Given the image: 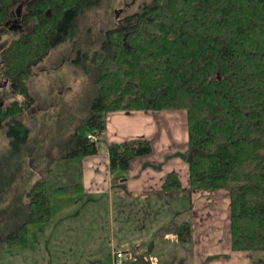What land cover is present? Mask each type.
Instances as JSON below:
<instances>
[{"label":"trees","instance_id":"16d2710c","mask_svg":"<svg viewBox=\"0 0 264 264\" xmlns=\"http://www.w3.org/2000/svg\"><path fill=\"white\" fill-rule=\"evenodd\" d=\"M20 1L0 0V79L22 95L0 106V124L11 136L0 157V199L22 169L34 67L76 35L78 16L101 0H31L21 19L25 28L10 29ZM101 42L82 66L95 88L87 134L99 138L110 111L184 109L189 137L181 158L190 189L226 188L232 249L264 251V0H151L120 16ZM87 134L70 137L66 157L97 153ZM151 145L142 137L109 145L110 174L149 154ZM78 185L55 190L75 193ZM180 187L177 172H168L162 189ZM28 197L25 219L0 238L2 248L27 246L30 224L50 220L45 179L33 184ZM179 233L189 242L188 224Z\"/></svg>","mask_w":264,"mask_h":264},{"label":"crops","instance_id":"0c3cea01","mask_svg":"<svg viewBox=\"0 0 264 264\" xmlns=\"http://www.w3.org/2000/svg\"><path fill=\"white\" fill-rule=\"evenodd\" d=\"M105 115V130L97 138L102 146L96 154L76 157L75 183L65 184L79 183L72 194L78 198L66 204L73 212L59 213L78 216L84 206L95 205L98 212L103 207L104 219L98 215L97 223L109 224L110 250L104 259L92 250L87 264H118L114 253L119 250L132 253L129 262L119 264H264L263 250L232 249L229 191L190 189L188 166L181 158L189 137L184 109L116 110ZM136 137L149 138L151 152L110 174L107 147ZM168 172H177L179 189H162ZM65 185L54 192L61 193L55 189ZM183 224H188L187 243L179 239Z\"/></svg>","mask_w":264,"mask_h":264},{"label":"rangeland","instance_id":"374dc122","mask_svg":"<svg viewBox=\"0 0 264 264\" xmlns=\"http://www.w3.org/2000/svg\"><path fill=\"white\" fill-rule=\"evenodd\" d=\"M150 1L101 0L78 16L76 35L52 47L46 58L34 67L35 73L28 80L34 103L24 117L30 134L23 147L22 169L0 199V238L25 219L28 193L38 180L45 179L53 215L49 222L30 224L27 246L2 248L3 242H0V264H87L85 260H91L92 250L101 259L110 250L109 224L106 227L97 223L98 215L102 214L104 219L103 207L102 213L95 205L84 206L79 208L78 216L63 217L59 214L61 210H66V204L78 196L68 192L56 194L53 188L75 183L73 177L77 171L72 169V164L78 159L66 157L65 152L75 132L87 134L89 131L85 120L95 88L82 66L100 48L107 28L120 16L138 11ZM14 98L22 95L0 79V106ZM1 124L0 157L11 145V136ZM96 144L99 146V141ZM71 171L75 173L68 174Z\"/></svg>","mask_w":264,"mask_h":264},{"label":"flooded vegetation","instance_id":"af4514ba","mask_svg":"<svg viewBox=\"0 0 264 264\" xmlns=\"http://www.w3.org/2000/svg\"><path fill=\"white\" fill-rule=\"evenodd\" d=\"M31 1V0H21L17 6L14 8V16L12 18V21H13V25L18 28L19 30H22L23 29V26H22V16L25 15V13L27 12V9H26V5L27 3ZM116 16H117V12L115 13ZM11 24V25H12ZM5 84V83H3Z\"/></svg>","mask_w":264,"mask_h":264},{"label":"built area","instance_id":"2783aa9c","mask_svg":"<svg viewBox=\"0 0 264 264\" xmlns=\"http://www.w3.org/2000/svg\"><path fill=\"white\" fill-rule=\"evenodd\" d=\"M87 137L94 142L98 141L96 136L92 133H88ZM99 146H102L101 143L99 144ZM114 256H115V259L118 260L117 263L119 264L122 262H129L130 258H132V253L131 252L124 253L123 251L119 250L114 253Z\"/></svg>","mask_w":264,"mask_h":264},{"label":"water","instance_id":"95a60500","mask_svg":"<svg viewBox=\"0 0 264 264\" xmlns=\"http://www.w3.org/2000/svg\"><path fill=\"white\" fill-rule=\"evenodd\" d=\"M10 29H15V26L13 24L10 25ZM3 86H5V84Z\"/></svg>","mask_w":264,"mask_h":264}]
</instances>
